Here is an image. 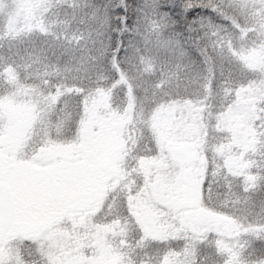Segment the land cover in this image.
<instances>
[{"label":"snow or ice","instance_id":"6c2138e0","mask_svg":"<svg viewBox=\"0 0 264 264\" xmlns=\"http://www.w3.org/2000/svg\"><path fill=\"white\" fill-rule=\"evenodd\" d=\"M0 264H264V0H0Z\"/></svg>","mask_w":264,"mask_h":264}]
</instances>
